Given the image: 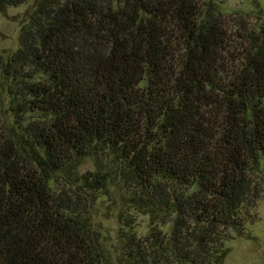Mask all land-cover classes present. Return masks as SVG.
Returning <instances> with one entry per match:
<instances>
[{
  "label": "trees",
  "instance_id": "obj_1",
  "mask_svg": "<svg viewBox=\"0 0 264 264\" xmlns=\"http://www.w3.org/2000/svg\"><path fill=\"white\" fill-rule=\"evenodd\" d=\"M246 15L35 6L0 51V264L223 263L264 200V22ZM91 157L104 167L78 175ZM114 180L128 196L110 254L88 213Z\"/></svg>",
  "mask_w": 264,
  "mask_h": 264
},
{
  "label": "rangeland",
  "instance_id": "obj_2",
  "mask_svg": "<svg viewBox=\"0 0 264 264\" xmlns=\"http://www.w3.org/2000/svg\"><path fill=\"white\" fill-rule=\"evenodd\" d=\"M42 0H23L16 6H9L0 13V51L9 54L18 47L21 26L29 14ZM60 1V0H58ZM212 2L224 14H248L249 20L264 22V0H200ZM104 163L96 157L87 158L78 166V175L104 167ZM127 193L114 180L101 190L92 203L88 219L101 235L103 243L110 254L115 252L118 243L120 225L117 215L127 205ZM257 220L248 225L246 235L226 242L228 253L222 264H264V200L257 205ZM147 217L136 221L135 229H147Z\"/></svg>",
  "mask_w": 264,
  "mask_h": 264
}]
</instances>
